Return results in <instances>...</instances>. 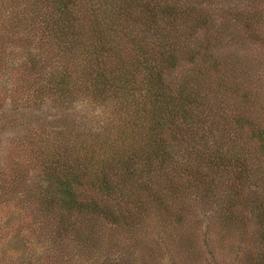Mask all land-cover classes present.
Here are the masks:
<instances>
[{
    "label": "trees",
    "instance_id": "obj_1",
    "mask_svg": "<svg viewBox=\"0 0 264 264\" xmlns=\"http://www.w3.org/2000/svg\"><path fill=\"white\" fill-rule=\"evenodd\" d=\"M263 27L264 0H0L5 97L106 111L25 138L13 235L48 264H264Z\"/></svg>",
    "mask_w": 264,
    "mask_h": 264
},
{
    "label": "rangeland",
    "instance_id": "obj_2",
    "mask_svg": "<svg viewBox=\"0 0 264 264\" xmlns=\"http://www.w3.org/2000/svg\"><path fill=\"white\" fill-rule=\"evenodd\" d=\"M252 49L264 61V43L262 45L259 43L252 45ZM4 92V89L0 88V177H3V170L7 168L8 163H11L8 168L11 170L9 172H14L17 168H21L25 171L28 180H30L28 177L36 174L35 172L38 170L36 167L26 166L29 162L28 159H25L29 154V145H23L25 138L31 134L36 135V131L43 129L58 131L59 128L65 125L96 130L106 119V111L101 105L75 101L68 104V107H61L50 99H45L37 105L26 103L30 104V106H25L21 101L20 104L14 105L9 95L7 96L9 99L5 97ZM33 132L36 133L33 134ZM1 182L0 178V264H48V261H44L43 258L39 259L45 255L43 253L45 247L40 242L32 240V242L36 243V245H33L32 242H28L29 238H26V242L25 239H20L13 235L15 227L17 229L18 227H21V229L25 228L24 221H26L27 215L23 213L24 206L19 209V207L14 205L12 196L10 199L13 200H10L1 195L6 191H11L9 189L10 186L3 184L1 186ZM6 183L11 182L8 179ZM7 194L10 196V193L7 192ZM201 209H194L197 211L196 216L198 218L202 217ZM197 225V227H192L191 229H199L200 236H202V228L205 229V227L199 221ZM247 234L249 233L245 235ZM26 235H29L28 231H26ZM228 237L235 240L233 233H229ZM205 247L206 245H204ZM163 250V247L160 246V249L156 251L157 255L161 254V262L163 264H172L171 258H168L167 253ZM204 261L201 250V262L203 263Z\"/></svg>",
    "mask_w": 264,
    "mask_h": 264
}]
</instances>
